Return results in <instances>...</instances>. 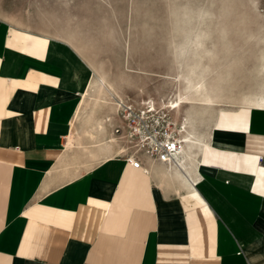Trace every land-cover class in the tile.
I'll return each instance as SVG.
<instances>
[{"label": "crops", "instance_id": "1", "mask_svg": "<svg viewBox=\"0 0 264 264\" xmlns=\"http://www.w3.org/2000/svg\"><path fill=\"white\" fill-rule=\"evenodd\" d=\"M85 57L70 34L0 16V264H264V109L182 104L174 121L199 139L185 177L136 168L125 148L106 158L125 147L119 115L89 114ZM104 116L118 141L89 155Z\"/></svg>", "mask_w": 264, "mask_h": 264}, {"label": "rangeland", "instance_id": "2", "mask_svg": "<svg viewBox=\"0 0 264 264\" xmlns=\"http://www.w3.org/2000/svg\"><path fill=\"white\" fill-rule=\"evenodd\" d=\"M0 16L77 40L94 68L90 115L121 101L116 82L158 106L185 91L176 75L206 81L224 106L264 94V0H0Z\"/></svg>", "mask_w": 264, "mask_h": 264}, {"label": "built area", "instance_id": "3", "mask_svg": "<svg viewBox=\"0 0 264 264\" xmlns=\"http://www.w3.org/2000/svg\"><path fill=\"white\" fill-rule=\"evenodd\" d=\"M120 103L119 125L115 128L125 145V151L120 157L136 168L143 167V158L147 157L165 164L169 169L185 171L182 162L186 141L181 138L170 112L160 115L148 110L143 113L122 100Z\"/></svg>", "mask_w": 264, "mask_h": 264}, {"label": "bare ground", "instance_id": "4", "mask_svg": "<svg viewBox=\"0 0 264 264\" xmlns=\"http://www.w3.org/2000/svg\"><path fill=\"white\" fill-rule=\"evenodd\" d=\"M205 69V68H204ZM193 71V70H192ZM191 72V71H190ZM195 73V72H194ZM206 73V72H205ZM180 74H182V73H180ZM190 74V73H189ZM193 75V74H192ZM197 75H198V73H197ZM199 75H200V73H199ZM103 76V75H102ZM101 76V77H102ZM177 77L176 78H178V76H179V78L180 79H184V81L186 80V88H185V91L184 92H182L181 94H179V97H178V99H176V101H174V102H171L172 104H165V103H163L162 105H156V103L154 102V101H152L151 99H144V100H140L139 101V104H135V103H133L132 101H127L126 100V97H118V98H120L121 100H122V102L123 103H126L127 105H129V106H132L133 105V107H134V109L135 110H138V111H140V112H143V113H146V112H148V110L150 111V112H154L155 114H160V115H162L163 113H166L167 111L168 112H170V114L172 115V113H173V110H174V108H179L182 104H185V103H191V104H200V105H209V106H212V105H219V104H221L222 102V98L221 97H218L217 96V93L215 92V90L214 89H212V88H210L209 86H208V84L206 83V81H204V80H200V81H198V82H195V81H193L190 77H191V75H190V77L188 76V77H185V76H183V75H176ZM203 77V76H202ZM178 78V79H179ZM102 79L103 80H106L105 79V77H102ZM176 80V79H175ZM195 80V79H194ZM197 80V79H196ZM182 81V80H181ZM184 81H183V83L182 84H184ZM180 82V81H179ZM178 84V83H177ZM183 86V85H182ZM92 87V86H91ZM110 87L112 88V89H114L113 88V85L110 83ZM180 87V86H179ZM185 87V86H184ZM182 88V87H181ZM180 88V89H181ZM184 90V89H183ZM116 91V90H115ZM264 93V92H263ZM262 94V93H261ZM86 95H91L90 94V91H88L87 93H86ZM178 96V95H177ZM116 102H115V104H116V106H117V113H118V115L120 114V112H119V110H120V108H121V106H122V103H120V100L118 101L117 99L115 100ZM85 102H86V100H85ZM106 103H112V101H105ZM114 103V102H113ZM225 103V102H224ZM148 104V105H147ZM241 105H249V106H256V108L257 107H259V108H262V109H264V94L263 95H255V96H252L250 99H245V100H242L241 101ZM111 106V105H110ZM115 106V107H116ZM108 107H109V105H108ZM132 107V108H133ZM110 108V107H109ZM109 111V110H108ZM111 112V111H110ZM109 114V113H108ZM111 115V114H110ZM110 119V118H109ZM106 121H108L107 120V118H105V116H104V118H98L97 120H96V122H94V124L91 126V129H94V131H93V133H92V137H94V139L96 138V142L94 143V144H96V146L95 145H93L92 147H87L86 149V151H88V153H89V155L90 154H96L95 152H97L98 150H102L103 151V149H108L110 152H107V154L108 153H111L112 152V146H114L113 144H116L117 143V141H118V139H117V136L116 135H114V134H112V133H109V130L107 129L108 127H107V123H106ZM172 121H173V123L176 125V127H177V130L180 132V136H181V138H183L185 141H186V143H185V153H186V150H187V142H195V143H197V144H199V139H196L195 141H193V140H191L190 138H189V136H187V135H184L183 136V133L186 131L185 130V128H183L182 126H177V121H174V118H173V116H172ZM92 123H93V121H92ZM91 123V124H92ZM110 125V124H109ZM181 125V124H180ZM74 132L76 133L75 134V137L76 136H78V135H80V134H78V130H77V128H75L74 129ZM188 132V131H187ZM73 134V133H72ZM85 134V133H84ZM80 139V138H79ZM78 140V139H77ZM120 140V139H119ZM121 141V140H120ZM76 142H74V144H75ZM121 143V142H120ZM198 147H199V145H198ZM125 147L124 146H121V147H118V148H114L113 149V154H110V155H106V158H108V157H110V156H115L116 154H119L123 149H124ZM83 150H84V148H83ZM99 152V151H98ZM97 152V153H98ZM106 151H104V153H105ZM195 152V151H194ZM121 155H123V154H121ZM98 157V156H97ZM96 157V158H97ZM100 157V156H99ZM98 157V158H99ZM185 157V156H184ZM90 158H93V157H90ZM95 158V157H94ZM93 158V159H94ZM95 158V159H96ZM101 158H102V156H101ZM105 158V159H106ZM98 160V159H97ZM100 160V159H99ZM186 170H187V168H186ZM173 174H175V175H179L180 176V178H183V177H185V176H183V174H182V172L178 169V168H175L174 170H173ZM182 176V177H181ZM183 180V179H182ZM184 180H185V178H184ZM185 181H187V180H185Z\"/></svg>", "mask_w": 264, "mask_h": 264}]
</instances>
